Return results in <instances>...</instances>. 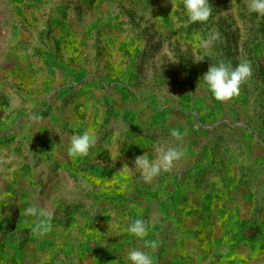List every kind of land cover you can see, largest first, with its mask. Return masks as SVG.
I'll list each match as a JSON object with an SVG mask.
<instances>
[{
	"label": "rangeland",
	"instance_id": "374dc122",
	"mask_svg": "<svg viewBox=\"0 0 264 264\" xmlns=\"http://www.w3.org/2000/svg\"><path fill=\"white\" fill-rule=\"evenodd\" d=\"M210 4L185 25L182 0H0V264H130L133 247L153 264H264V15ZM220 60L252 68L225 101L201 80ZM85 130L95 143L70 156ZM159 147L183 156L146 182L135 159ZM89 166L108 178L83 180Z\"/></svg>",
	"mask_w": 264,
	"mask_h": 264
},
{
	"label": "clouds",
	"instance_id": "9594fccd",
	"mask_svg": "<svg viewBox=\"0 0 264 264\" xmlns=\"http://www.w3.org/2000/svg\"><path fill=\"white\" fill-rule=\"evenodd\" d=\"M182 7L187 17L184 22L185 25L206 22L212 15L210 0H182ZM247 8L250 12L264 15V0H247ZM194 36L196 39H200L198 33ZM219 36V32H210L206 39L201 40L202 46H207L213 40L218 39ZM251 72V64L248 61L241 62L233 67L231 63L220 60L217 63L210 64L201 80L218 101H225L239 95L241 84L251 75ZM94 143L95 138L90 130L73 134L68 142V154L72 157L87 155ZM182 156V150L176 147H159L155 159H149L147 153L137 156L135 168L141 171L146 182H150L158 177L162 171L170 169L173 163ZM124 167L128 166L125 165ZM25 212L26 214H38L40 217L51 219V212L47 208L30 207ZM36 230L39 231V229ZM126 230L134 237L143 239L147 228L142 219H135L128 224ZM147 243L145 241V245ZM127 259L130 264H153L151 255L142 248H131L127 252Z\"/></svg>",
	"mask_w": 264,
	"mask_h": 264
},
{
	"label": "crops",
	"instance_id": "0c3cea01",
	"mask_svg": "<svg viewBox=\"0 0 264 264\" xmlns=\"http://www.w3.org/2000/svg\"><path fill=\"white\" fill-rule=\"evenodd\" d=\"M55 148L58 150L59 149V146L58 145H55ZM49 158V156H48V154H47V159ZM46 159V160H47ZM48 160H50V162L51 163H53L54 165H57V159H48ZM71 159H62V160H60L59 159V169H58V167H54V169H56V171H58L59 170V173H57V174H54L55 176H57V180L59 181V178H60V181H65V183L67 182L68 183V181L70 180V181H72L73 180V177L71 176V175H69L68 173H67V171L66 170H68L67 168H65L62 164H61V162H63V163H67V162H69ZM61 161V162H60ZM64 169V170H63ZM106 171V170H105ZM105 171L104 172H102L101 174H97L96 172H95V168H93L92 166H89L84 172H87V174H86V176H82L81 178L83 179V180H85V179H88V180H91V179H94L95 177H96V175L98 176V178H104V179H107L108 177H107V175H106V173H105ZM13 176V177H12ZM18 177H17V174L15 173V174H13V175H10L9 176V178H8V181H10L11 183H12V186H14V182H13V180H15V182H16V180H18L17 179ZM109 179H110V177H109ZM92 181L91 182H89L88 183V188H89V185L90 186H92ZM72 184L71 185H69V184H61V185H59V189H57V191L55 192V193H57V192H59V200L61 199V197L65 194V195H68L70 192V190H72ZM68 189V190H67ZM59 190V191H58ZM65 190H67V192L65 193ZM73 190H75V189H73ZM55 193L53 194V198L55 197ZM53 200V199H52ZM52 202V201H51ZM60 202V201H59ZM41 206H37L36 208H40Z\"/></svg>",
	"mask_w": 264,
	"mask_h": 264
}]
</instances>
